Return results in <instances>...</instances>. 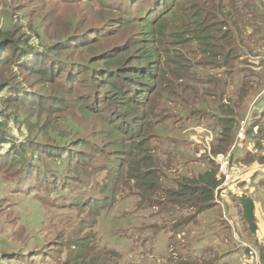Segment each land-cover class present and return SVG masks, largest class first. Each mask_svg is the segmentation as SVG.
<instances>
[{
  "label": "trees",
  "instance_id": "trees-1",
  "mask_svg": "<svg viewBox=\"0 0 264 264\" xmlns=\"http://www.w3.org/2000/svg\"><path fill=\"white\" fill-rule=\"evenodd\" d=\"M151 1L152 9L147 10L142 8L146 0H127L125 13H121L125 17L120 16L119 21L123 27L132 25L141 30V37L105 51L97 46L98 41L93 39L95 35L84 42L88 47L85 51L80 50L77 45L79 40H83L80 39L81 35L75 32L70 36L67 32L63 39L68 44L57 43L45 52L23 47L20 39H12L6 32L0 31V114L11 110L12 115L16 114V120L25 118L22 124L29 126V139L22 142L14 139L10 143L5 137V131H0V145H8V152L0 151V173L5 179L14 178L10 181L17 192L29 196H37L39 192L41 199L44 198L42 202L38 197L42 206L48 207L50 202L55 201L51 203L53 208L72 205L86 209L96 205L99 211L105 210L113 187L117 185V199L119 197L125 202V194L129 197L135 191L134 195L140 199L138 209L143 206V209L157 208L163 214L168 209L173 212L169 215L174 220L173 225L187 231L198 230V215L212 209L215 204L219 206L222 203L217 201L219 197L226 193L233 195L231 189L234 182L241 181L234 187L239 189L247 184V179L254 173H247L246 168L240 178L227 184L219 175L217 158L221 153L229 151L236 142L234 132L231 131L234 118L225 112L219 102L220 109L213 115L219 117L218 124L221 128L218 143L213 145L211 152L215 159L205 154L204 159L209 160L208 168L195 175L180 176L176 179L174 188H166L161 184L160 177L166 176L162 171L165 165L162 166L161 158L156 155L159 149L152 147L159 132V124L164 119V111L157 106L162 96L158 91V84H166L169 88L171 85L169 80L165 82V77L161 74L162 62L158 50L165 42H169L187 47L195 45L204 54H211L218 51L214 42L221 40L225 42L226 50L239 54L240 41L236 31L238 11L233 4L227 10L228 6L224 7L223 2L218 0H205V5L201 7L198 5L199 0ZM242 1L246 7H251L248 0ZM233 2L240 0L230 1ZM224 30L227 33H223ZM107 35L105 32L98 37ZM65 48H71L73 51L70 54L78 59L70 58L68 54L61 55L60 59L58 54ZM33 50L40 52L35 60L30 59ZM81 58L86 60V64ZM229 59H223V63L226 65ZM23 85L30 87V90ZM221 94L218 89L215 91V96L219 97ZM71 102L76 104V108L82 109L86 120H98L97 114H100L101 132H106L107 139L111 140L109 151L100 149L96 143L81 137L64 143L68 136L61 139L62 135L60 139L53 141L46 135H40L46 129L49 134L57 136L56 128L47 126L49 122L45 114L63 110ZM183 102L188 104V101ZM251 103H255L257 112H260L261 106L264 109V91L261 88ZM193 106L190 103V106L185 107V112L189 110L188 116H196ZM229 113L233 112L229 110ZM255 126L247 128L246 137L251 140V146L257 152L260 149L257 142L263 137V129ZM79 132L80 129L75 136ZM33 134L45 137L46 140L30 137ZM242 142L244 143V139ZM240 144L237 143V147ZM120 152L126 157L120 156ZM256 156L254 153L253 156L249 154V157ZM230 158L236 163L235 158ZM260 162L264 163V158H260ZM90 173L93 174L89 175ZM99 174L104 176L105 184L101 196L90 187V183ZM93 186L98 187V183ZM160 193L163 195L162 203L158 202ZM235 203L249 234L256 235L258 226L254 199L245 190L239 194ZM159 216L160 212L157 213V217ZM87 224L90 222L87 221ZM163 230L174 235L170 228ZM41 237L40 235L38 243H41ZM198 237L199 241L204 238L208 240L201 251L212 253L214 250L218 253L207 261H212L210 264H225L221 262L223 251L218 250L219 245L215 247L208 230L203 234L199 233ZM219 238L221 237L217 236V240ZM8 240L9 238L2 237L4 244ZM25 242L23 240L21 243ZM75 243L68 264H98L93 260L96 255L91 258L82 256L87 246L86 241ZM259 245L261 244L256 243L259 263L264 264V247L259 248ZM78 249L82 254L77 252ZM247 250L249 249H246V253ZM33 251L25 248L17 251L20 254L1 252L0 264H28L40 255ZM29 258L33 259L27 262ZM196 258L201 264H207V261L204 263L206 257L202 258L197 254Z\"/></svg>",
  "mask_w": 264,
  "mask_h": 264
},
{
  "label": "rangeland",
  "instance_id": "rangeland-1",
  "mask_svg": "<svg viewBox=\"0 0 264 264\" xmlns=\"http://www.w3.org/2000/svg\"><path fill=\"white\" fill-rule=\"evenodd\" d=\"M204 1L199 0L198 5H205ZM230 1L218 0L223 2L224 7L228 6L227 10L233 4L238 11L236 31L240 41L239 54L226 50L225 42L221 40L214 42L218 51L211 54H204L195 45L187 47L169 42H165L158 50L162 62L161 74L164 75L165 82L169 80L171 87H166V84L162 85L160 82L158 84V91L162 96L157 106L164 111V119L159 124V132L152 147L159 149L156 155L161 158L162 166L165 165L162 171L166 176L163 178L162 175L160 182L166 188H174L176 179L182 175H195L208 168L209 160L204 159V155L207 154L208 157L209 154L214 158L211 155L212 147L218 143L220 137L219 117L213 116L220 109L219 102L225 112L234 118L231 131L236 138L231 149L221 154L235 158L236 163L247 168V173H256L252 177L264 173V163L260 162V158H264V109L261 106L260 112H257L255 103H251L260 88L264 91V2L248 0L251 7H246L242 0L233 3ZM126 8L127 0H0V31L6 32L12 39H20L23 47L45 52L57 43H67L63 39L67 32L70 36L75 32L81 35L80 39L83 40H79L77 45L80 50L85 51L88 47L84 42L95 35L93 39L98 41L97 46L105 51L141 37V30L132 25H121L119 17H125L121 13H125ZM142 8L151 10L152 1L146 0ZM105 32L108 33L107 36L98 37ZM223 33L227 31L224 30ZM72 51L71 48H65L58 55L60 59L61 55L65 54L78 59L70 54ZM39 54L38 50H33L30 59L35 60ZM223 59H229V62L225 65ZM83 62L86 64V60L83 59ZM23 86L30 90L27 85ZM217 89L222 93L219 97L215 96ZM183 101H188V104ZM190 103L194 104L196 116H188L189 110L185 112V107L190 106ZM229 110L233 113H229ZM97 116L98 120H86L82 109L76 108V104L71 102L67 107H63V110L45 114L49 122L47 126L56 128L57 136L49 134L46 129L40 135H46L53 141L60 139L62 135L64 136L61 139L68 136L64 143L81 137L96 143L100 149L109 151L111 140L107 139L106 132H101L99 122L102 120L100 114ZM0 117V131H5V137L10 143L14 139L19 142L29 139V126L22 124L25 118L16 120V114L12 115L11 110L3 111ZM255 125L263 129L262 140L257 142L260 148L257 152L253 150L251 140L246 137L247 128H254ZM79 129V134L75 136ZM94 133L102 135L98 137L100 134ZM41 136L33 134L30 137L46 140ZM237 143H241L239 147ZM7 146L0 145V151L8 152ZM253 153L259 159L257 156L249 157V154L253 156ZM120 154L126 157L122 152ZM10 179L14 178L5 179L0 173V254L26 248L40 254L34 261L28 262L33 259L29 258L28 264H68L72 247L76 245L75 241H86L87 246L83 254L79 249L77 252L88 258L96 255L93 260L98 264H201L196 258L197 254L202 258L206 257L204 263L218 255L214 250L212 253L201 251L202 247L208 244V240L204 238L199 241L196 230L187 231L173 225L174 220L169 218L172 211L166 209V214H163L157 208L143 209V206L138 209L140 199L134 195L135 191L129 197L125 194L126 200L123 202L119 197L117 199L118 188L117 185L114 186L105 210L101 211L96 205L86 209L72 205L53 208L51 203L55 201L52 200L48 207L42 206L38 200L41 199L39 192L37 196L17 192ZM259 182L263 183L261 177L256 183L253 182L251 187H257ZM96 183L98 187L93 186ZM104 185V176L100 174L90 183L92 191L99 196L103 194L101 191ZM238 196L239 194H224L217 200L222 202L219 206L215 204L201 216L209 221V226L214 219V223L220 221V218L225 222L226 217H234L238 219V225H243L235 203ZM162 199L163 195L160 193L158 202L162 203ZM259 199H256V202L261 210L264 208L263 193ZM41 200L43 202L44 198ZM261 200L262 207L259 205ZM198 218L200 219V214ZM87 221L90 224H87ZM163 228H170L174 235L162 231ZM230 234H226L228 239ZM40 235L41 243H38ZM2 237L9 238L7 244L2 242ZM239 237L256 247L251 239ZM212 238L215 247L220 245L216 236ZM23 240L26 242L21 243ZM233 246L235 250L237 245ZM261 246L264 247L261 244L259 248ZM44 250L46 252L42 254ZM222 254L225 255V252ZM246 257L242 255L244 264L249 263ZM224 261H227L226 257L221 258V262ZM238 261L229 262L239 264L241 259ZM211 262L207 261V264Z\"/></svg>",
  "mask_w": 264,
  "mask_h": 264
},
{
  "label": "crops",
  "instance_id": "crops-1",
  "mask_svg": "<svg viewBox=\"0 0 264 264\" xmlns=\"http://www.w3.org/2000/svg\"><path fill=\"white\" fill-rule=\"evenodd\" d=\"M256 174V173H254ZM263 175L264 173H258L256 175V177H252L251 182L249 179H247V184H245L243 187L241 186L239 189L236 188H232V194H240L242 191H247L249 193V195L252 196V198L254 199L255 202V206H256V218H257V226H258V230L256 235L252 236L249 234L247 227L243 224V225H238L237 221L238 219L236 218H232V219H228L226 217L225 223L221 218L220 221L217 222H213L214 220H212L211 222V226L208 225V220H205L204 217H202L200 215V219H199V223H200V227L198 230H196L197 235L203 234V232H205V230H208V235L209 236H217L221 237V243L218 247L219 251H223L225 252V255H221L222 257H226L227 261H224L225 264H230L229 261L236 263L239 262L238 259H241V262L239 264H244L242 255H246V260L249 262L248 264H260L259 263V259H258V251H257V247H253L252 244L248 243L247 240H244L243 238L240 239L239 236L241 237H246L248 239H251L252 241H254L255 245L256 243H260L264 245V208L261 206V202H263V200L259 201V205L262 207L261 210L258 208V202H256L257 200H260V196L263 193L264 195V179H263ZM254 176V175H253ZM262 178V182H259L260 185H258L257 187H251L253 186L252 183H256L258 178ZM247 185H250V187L248 188ZM238 209V207H237ZM239 211V209H238ZM241 216V215H240ZM211 221V220H210ZM230 227V228H229ZM243 229L245 230V233L242 234ZM207 232V231H206ZM228 233L230 234L229 239L227 238ZM238 242L237 244L234 242ZM218 242H220V240H218ZM242 244V245H239ZM233 244H235L236 249L234 250V246ZM245 248V249H244ZM246 249L248 252L246 253ZM229 252V253H228ZM244 252V254H243ZM234 256H236L235 258H233Z\"/></svg>",
  "mask_w": 264,
  "mask_h": 264
},
{
  "label": "built area",
  "instance_id": "built-area-1",
  "mask_svg": "<svg viewBox=\"0 0 264 264\" xmlns=\"http://www.w3.org/2000/svg\"><path fill=\"white\" fill-rule=\"evenodd\" d=\"M217 165L219 169V175L225 179V184L230 183L243 175L246 167L233 163L230 157L220 155L217 158ZM234 186H237L241 181L234 182Z\"/></svg>",
  "mask_w": 264,
  "mask_h": 264
},
{
  "label": "clouds",
  "instance_id": "clouds-1",
  "mask_svg": "<svg viewBox=\"0 0 264 264\" xmlns=\"http://www.w3.org/2000/svg\"><path fill=\"white\" fill-rule=\"evenodd\" d=\"M235 186H233V188H234Z\"/></svg>",
  "mask_w": 264,
  "mask_h": 264
}]
</instances>
